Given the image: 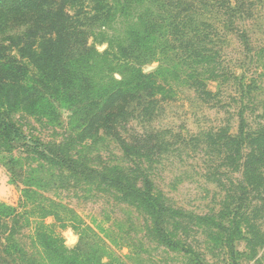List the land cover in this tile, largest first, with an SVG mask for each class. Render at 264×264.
I'll use <instances>...</instances> for the list:
<instances>
[{
  "label": "rangeland",
  "instance_id": "1",
  "mask_svg": "<svg viewBox=\"0 0 264 264\" xmlns=\"http://www.w3.org/2000/svg\"><path fill=\"white\" fill-rule=\"evenodd\" d=\"M239 5L223 22L220 8L204 0L191 34L178 37L171 30L158 38L156 54L142 70L155 75L160 91L153 99L144 96L120 127L130 144L146 145L140 153L128 155L104 131L82 133L66 109L56 116L14 114L28 136L59 145L108 178L141 186L142 175L150 176L155 195L170 209L163 221L167 233L182 248L159 240L151 212L126 196L121 184L97 173L77 174L0 139V167L12 189L0 202L16 210L9 224L23 252L18 261L7 257L9 263L0 264H57L40 245L42 231L60 234L70 249L86 241L102 264H264V167L250 178L244 164L251 149L239 154L228 138L238 134L242 111L251 136L264 130V0ZM133 16L102 18L92 30L90 44L102 54L110 51L95 62L98 81L121 78L114 45ZM195 32L210 35L202 43L214 61L191 55L183 40Z\"/></svg>",
  "mask_w": 264,
  "mask_h": 264
},
{
  "label": "trees",
  "instance_id": "2",
  "mask_svg": "<svg viewBox=\"0 0 264 264\" xmlns=\"http://www.w3.org/2000/svg\"><path fill=\"white\" fill-rule=\"evenodd\" d=\"M212 1L220 8L223 22L241 7L240 0ZM202 4L204 0H0V139L10 146L28 147L49 163L77 174L97 173L110 183L121 184L126 196L151 212L159 240L173 249L182 245L167 233L163 221L170 209L155 195L150 176L142 175L141 186L138 181L108 178L81 165L59 145H47L28 136L18 126L14 114L24 111L56 116L60 109H66L79 123L82 133L104 131L115 137L128 155L137 154L146 145L135 143L136 140L130 144L120 127L144 96L153 99L157 88L160 91L155 75L145 73L142 65L155 56L158 38L165 33L172 30L178 37L191 34L198 25L197 18L204 14ZM117 13L134 15L123 38L114 45L121 56V78L98 81L93 75L95 62L108 58L110 51L100 53L90 44V37L102 18H112ZM194 34L183 40L191 55L202 63L214 61L202 43L210 35ZM203 86L205 94L210 95L211 91ZM247 126L242 111L238 134L228 138L239 154L251 149L244 167L251 172L250 178H256L260 166L264 167V130L251 136ZM11 163L15 166L19 161ZM254 182L259 184L257 179ZM15 212L14 207L0 202V262L9 263L7 257L18 261L17 256L23 255L13 237L16 228L9 224ZM53 232L42 231L37 237L46 255L57 264H102V259L90 256L86 241L70 249L63 237ZM227 247L233 249L231 239Z\"/></svg>",
  "mask_w": 264,
  "mask_h": 264
},
{
  "label": "crops",
  "instance_id": "3",
  "mask_svg": "<svg viewBox=\"0 0 264 264\" xmlns=\"http://www.w3.org/2000/svg\"><path fill=\"white\" fill-rule=\"evenodd\" d=\"M11 185L8 182L7 174L0 167V198L4 199L11 194Z\"/></svg>",
  "mask_w": 264,
  "mask_h": 264
}]
</instances>
